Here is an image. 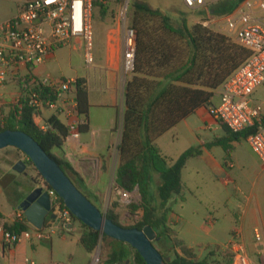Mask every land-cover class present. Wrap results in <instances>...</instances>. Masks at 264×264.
I'll return each mask as SVG.
<instances>
[{"label": "trees", "instance_id": "trees-1", "mask_svg": "<svg viewBox=\"0 0 264 264\" xmlns=\"http://www.w3.org/2000/svg\"><path fill=\"white\" fill-rule=\"evenodd\" d=\"M243 1L227 0L220 7V14L231 12ZM96 5L93 0V6ZM211 10L217 13L215 8ZM130 26L136 32V44L133 70L124 88L114 181L126 192L131 193L137 189L139 193L138 202L127 204L130 212L142 210L140 221L132 227L142 229L151 226L156 231L152 243L154 246L155 242L166 245L165 254L155 248L163 257H170L167 264H212L215 259L230 264L232 256L222 246L207 245V253L200 258L196 255V249L187 247L182 240L173 237V224L167 219L170 209L166 205L180 191L181 171L187 159L198 155L199 150L188 149L176 160H172L162 155L155 141L198 108L210 107L215 90L249 57L250 51L229 36L202 25V22L188 26L182 20L175 26L167 16L139 1L131 3ZM74 85L76 110L78 114L87 117L89 104L86 80L76 78ZM33 90L42 96L48 94L40 86ZM20 93L17 105L4 120H0V132L20 130L30 135L91 201L82 191V181L71 164L62 156L55 155L70 134L68 126L51 116L41 127L33 119L34 108L29 104L27 96L22 91ZM262 122L264 124V116ZM220 125L225 136L213 143L220 145L226 153L231 150V141L246 138L251 132L247 130L235 134L223 124ZM79 127L80 131L87 129L86 124ZM27 163L33 165L28 158ZM153 174L159 179L156 183L159 214L156 213L153 200ZM58 198L61 205L65 206L62 199ZM116 205L112 203L104 214L120 225L114 211ZM97 207L100 208L99 205ZM18 210L21 217L12 222H4L6 230L19 233L30 228L24 213ZM72 219L77 220L73 215ZM82 227L79 242L88 253H92L99 243L108 238L84 224ZM108 247L107 258L100 264H145L139 253L127 243L112 239Z\"/></svg>", "mask_w": 264, "mask_h": 264}, {"label": "built area", "instance_id": "built-area-1", "mask_svg": "<svg viewBox=\"0 0 264 264\" xmlns=\"http://www.w3.org/2000/svg\"><path fill=\"white\" fill-rule=\"evenodd\" d=\"M16 14L0 22V88L8 76L18 79L20 92L28 98L34 108L33 119L36 121L43 108H55L66 115L76 113L75 99H65L64 94L73 92L75 79H63L45 76L38 79L32 68L54 57L55 52L64 47L81 45L84 60L88 66L94 62L92 8L93 0H15ZM188 8L208 10V7L221 0H182ZM121 28V47L123 53L122 70H133L136 32L126 22V9L119 13ZM223 29L229 37L250 51L249 57L239 65L215 90L218 102L210 107L209 113L216 122L226 126L231 133L250 130L246 136L249 146L264 164V111L260 102L253 95L264 84V0H244L223 18ZM202 25L209 27V21ZM48 91L46 96L35 92V87ZM21 96V93H20ZM60 102L66 108L57 106ZM69 106V107H68ZM68 107V108H67ZM44 127V126H41ZM69 132L77 138V125L70 123ZM115 192L125 199L128 193L114 186ZM51 199V213L55 218L40 229L34 227L31 232L37 240H50L72 223V214L61 205L56 193L46 188ZM130 202V201H129ZM1 244L10 248L22 238L30 236V230L12 232L0 224ZM239 231L233 230L231 240L223 249L231 256L230 264H254L246 253L243 243L238 239ZM257 253L264 255L260 234L254 230ZM261 247V248H259ZM100 243L91 253L88 264L101 263ZM24 264H41L25 258ZM68 264V263H53Z\"/></svg>", "mask_w": 264, "mask_h": 264}, {"label": "rangeland", "instance_id": "rangeland-1", "mask_svg": "<svg viewBox=\"0 0 264 264\" xmlns=\"http://www.w3.org/2000/svg\"><path fill=\"white\" fill-rule=\"evenodd\" d=\"M139 1L147 4L152 9L158 10L162 15L167 16L171 23L178 26L182 20H185L188 26L197 22L214 21L210 28L216 31L220 30L223 24V18L226 14H220V7L227 1L221 0L208 7L205 10L197 8H188L182 0H106L104 4H99V9H111L116 18H120L119 13L122 8L126 9V22H131V3ZM215 8L217 13L209 12ZM17 9L15 0H0V22L14 16ZM93 48L92 54L94 62L97 63V54L102 49V36L92 24ZM58 51V50H57ZM58 57H61L63 70L71 72L80 61L83 63V47H64L58 51ZM58 75V74H56ZM129 77V76H128ZM254 99L260 102L264 111V84L257 88L254 93ZM213 101H217L214 96ZM13 110L11 105L7 109ZM8 109V110H9ZM222 134L218 130H198L189 140L179 139L176 147H187V149H202L201 143L206 144L211 141L214 135ZM212 154L227 161L222 171L214 169L208 162L207 155L203 158L198 155L187 159L183 169V186L180 197L177 201H170L169 207L178 216L177 223L173 225V237L175 231L179 238L186 241L187 244L196 249V255L202 258L206 253V246L219 244L222 247L231 238L232 230L239 227L238 218L246 200L252 196V247L255 243L254 230H256L262 240L264 249V164L249 146L245 138L231 142L230 152L226 153L222 147L213 146ZM22 161L26 167L23 172L18 173L13 170V165ZM159 179L156 177L152 187L154 205L159 214V198L156 193V183ZM43 178L39 175L33 165L27 163V157L24 153L14 147H7L0 150V186L3 195H0V208L2 211L10 209L17 210V203H20L28 189L40 186ZM112 184L111 192L114 195L112 203L117 204V221L123 227H132L140 221L142 210L130 212L127 204L139 201V193L135 189L128 193V199L117 194ZM130 201V202H129ZM109 201L99 204L100 209L105 213L112 204ZM74 232L72 234L64 232L65 241H59L61 229L57 228V234L52 237V259L59 260L62 263L68 262V254L75 253L77 259L82 264H88L91 255L86 252L78 241V234L83 231L82 224L78 220H72ZM35 239V238H34ZM37 240V239H36ZM36 243H39L36 241ZM112 242L107 238L100 243L101 260H106L108 246ZM155 246L162 252L167 253L166 245L155 242ZM261 248V247H259ZM51 247L45 245L41 260L48 259L51 254ZM258 253L252 252V260L257 264H264V257L259 258ZM36 262L40 258L32 255L28 256ZM124 264H129L125 262ZM212 264H225V260L215 259Z\"/></svg>", "mask_w": 264, "mask_h": 264}, {"label": "crops", "instance_id": "crops-1", "mask_svg": "<svg viewBox=\"0 0 264 264\" xmlns=\"http://www.w3.org/2000/svg\"><path fill=\"white\" fill-rule=\"evenodd\" d=\"M105 2L106 0H97V3L99 4H104ZM99 4L92 8V24L102 36V49L101 52L97 54L96 64L88 66L83 58L84 62L82 63L80 61V63L68 73L63 70L61 57H58L57 54L58 51L63 49L60 48L55 52L53 58L32 68L33 74L38 79L49 75L63 79L84 78L86 80L89 104L87 117L78 114L77 110L76 113L66 115L65 112H58L55 108H43L40 110L35 122L40 126H44L49 117L55 116L66 126L70 123L77 125L79 131L78 137L74 138L70 133L65 138L62 149L56 151L55 155L62 156L71 164L72 168L82 181V191L86 193L91 201L97 206L104 202L109 201L112 203L114 201L111 187L112 184L115 183L114 172L118 161V145L121 137V115L124 109V88L126 80L131 76V73H125L122 70L123 53L119 20L113 14L111 9L100 10ZM209 12L213 13L211 9ZM209 22L211 26L214 21ZM220 27V30L223 31L218 32L229 36L223 29V25ZM76 47H81V45ZM214 96L217 97L215 93ZM214 96L211 99L212 105L210 107L215 106L218 102V97L216 102L213 101ZM19 97L20 88L18 79L14 76H8L6 82L0 88V120H4L9 115L11 110L9 108L8 110L7 107L11 105L13 108L17 105ZM64 98L68 100L75 99L74 91L65 93ZM57 105L60 109H62V107L66 108V106L64 107L60 102H57ZM210 107L198 108L194 113L179 122L175 127L158 137L155 143L162 155L172 160H176L184 151L188 150L186 146L181 148L176 147L179 139L190 141L200 129H214L216 131L221 129V131H223L220 123L216 122L210 115ZM81 124H86L87 129L85 131H80L79 126ZM224 136L225 132L223 131V135H214L211 141H208L206 144L201 143L202 149H200L198 155L200 158L207 155L210 165L218 171H222L224 169L223 167L227 166V161L222 159V157H215L212 154L211 148L213 146H220L213 142ZM231 142L229 143L230 146ZM224 163H226V165ZM183 169L181 171L180 191L183 186ZM156 177V174L152 175V187L154 186ZM42 185H44V181L41 186ZM32 189H34V187L28 189L26 195ZM180 191L178 194L174 195L166 205V207L170 209L167 219L169 223L173 225L177 223L178 216L168 205L170 201H177V198L180 197L182 192ZM2 192L3 190L0 186V195H3ZM26 195L23 196V199ZM18 205L19 203H17V210L10 209L7 212L2 211L0 208L2 214L0 224H4V222H12L16 218L21 217ZM117 207L118 206L116 205L114 208L116 213ZM51 219L52 218L47 216L44 224ZM238 221L239 227L235 228L239 231L238 239L243 243L247 255L251 261H253L252 252L257 254V247L255 243L252 247V196L246 200ZM72 225L73 224L71 223L61 230L59 239L61 243L65 241L63 235L64 232L69 234L75 233ZM28 230H30V236L22 238L19 243L10 248L4 247L1 244L0 234V264H24L25 258H29L28 256L32 255L40 258L39 263L41 264L62 263L59 260L52 259V238L50 240H36L31 232L34 230V227L30 225ZM174 236L176 239L182 240L187 247L193 248L187 244L185 240L178 237L177 231H175ZM79 238L80 235L78 234V241ZM35 240L39 243H36ZM230 240L231 238L227 242ZM45 245L51 247V256L48 259L41 260ZM214 245L219 244L214 243ZM89 254L91 255V253ZM262 257H264V255L259 256L260 259ZM67 260L68 264H82L78 261L75 253H69ZM253 263L257 264L254 261Z\"/></svg>", "mask_w": 264, "mask_h": 264}, {"label": "water", "instance_id": "water-1", "mask_svg": "<svg viewBox=\"0 0 264 264\" xmlns=\"http://www.w3.org/2000/svg\"><path fill=\"white\" fill-rule=\"evenodd\" d=\"M7 147H14L24 153L44 181V185L32 189L18 205L30 225L40 229L44 226L47 216L55 218L51 213V199L46 190L50 188L79 222L111 239L129 244L139 253L145 264H167L170 261V257H163L153 245L152 241L157 234L151 226L142 229L123 227L107 218L103 211L73 184L58 162L30 135L20 130L1 131L0 150ZM25 167L22 161H18L13 165V170L21 173Z\"/></svg>", "mask_w": 264, "mask_h": 264}]
</instances>
